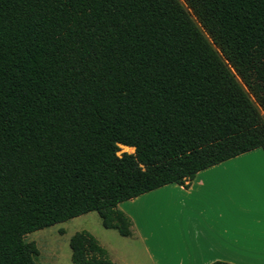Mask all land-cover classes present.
Masks as SVG:
<instances>
[{"label":"trees","instance_id":"trees-1","mask_svg":"<svg viewBox=\"0 0 264 264\" xmlns=\"http://www.w3.org/2000/svg\"><path fill=\"white\" fill-rule=\"evenodd\" d=\"M257 148L264 0H0V264L91 212L130 237L119 203ZM69 248L112 264L86 231Z\"/></svg>","mask_w":264,"mask_h":264},{"label":"crops","instance_id":"crops-1","mask_svg":"<svg viewBox=\"0 0 264 264\" xmlns=\"http://www.w3.org/2000/svg\"><path fill=\"white\" fill-rule=\"evenodd\" d=\"M117 208L132 221V235L122 237L131 264H260L264 151L204 169L188 188L168 184Z\"/></svg>","mask_w":264,"mask_h":264},{"label":"rangeland","instance_id":"rangeland-1","mask_svg":"<svg viewBox=\"0 0 264 264\" xmlns=\"http://www.w3.org/2000/svg\"><path fill=\"white\" fill-rule=\"evenodd\" d=\"M124 152L132 153L133 150L121 147L117 155ZM80 231H86L94 236L106 250L109 259L113 254L117 259L131 264L130 254L124 247L127 240L120 237L113 229H104L96 212L30 233L25 236V241L33 242L37 247L35 264H72L69 240L74 233Z\"/></svg>","mask_w":264,"mask_h":264},{"label":"snow or ice","instance_id":"snow-or-ice-1","mask_svg":"<svg viewBox=\"0 0 264 264\" xmlns=\"http://www.w3.org/2000/svg\"><path fill=\"white\" fill-rule=\"evenodd\" d=\"M260 264H264V245H262V259L260 261Z\"/></svg>","mask_w":264,"mask_h":264}]
</instances>
